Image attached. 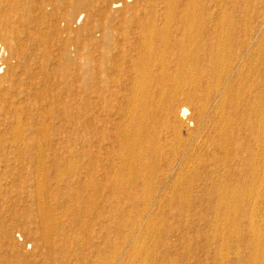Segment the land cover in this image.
Here are the masks:
<instances>
[{"label":"rangeland","instance_id":"1","mask_svg":"<svg viewBox=\"0 0 264 264\" xmlns=\"http://www.w3.org/2000/svg\"><path fill=\"white\" fill-rule=\"evenodd\" d=\"M122 1L0 0V264H120L122 261L126 262L129 256L132 258L131 253L133 254L135 249L138 248L137 253L141 254L144 250L146 252V249L148 251L149 246V255L148 252L145 254L150 259L142 253L144 255L141 259L137 255L138 260L142 261L143 257H146V263L149 261L150 264H237L236 256H240V260L243 259L241 262L250 258L249 252L252 253L250 249L252 241L250 240L252 238H250L248 218L251 217V214L253 217L257 213V220L259 218L258 223H260L261 218L264 217L263 210L259 211V214L248 203L251 196L249 197L247 193L250 192L249 187L252 185L250 183L252 179L250 178V166H247V163H252L257 155L254 146L255 140L251 135L243 136L249 149V156L246 159H241L244 153L240 152L237 156L240 159H234L228 167L223 165L224 153L222 151H204L199 167L195 164L197 171L192 172V177L188 178L186 183L185 180L182 182V187L186 188L187 193H185L186 191L182 192L180 187L176 189L177 191L169 190L167 193L162 189L173 184L177 172L176 165L171 170L165 168V165L161 166L162 175H169H166L167 179L162 178L163 181L155 179L154 189L149 187V191L154 190L155 195L152 190L150 191L152 194L145 193L148 187L141 181L138 182L136 190L128 195L117 194L114 196L104 191L96 193L93 190L94 187L92 188L89 183L86 188L78 186V180L81 182L88 180L86 172L87 169L89 170L88 162L92 149L88 142L86 123L89 103L87 91L90 52L94 51V47L98 49L107 45L106 36L108 34L116 40L124 39L123 36L129 33V28H131V32L136 28L133 21L142 22L149 18L166 19V17H160V11L156 12L153 17H142V15L133 17L135 11L144 10L147 7L144 2L136 5L133 0L128 2L130 7L127 9L128 17H124ZM182 1L185 2V0ZM202 2H205V7H208L214 0H200L199 6L203 5ZM248 7L244 6V8L236 10L229 4L227 6L230 8L227 9L228 17H225L226 19L214 17L218 21L212 19L213 17L210 19L209 14L202 17L172 18L175 21L180 18L196 20L194 30L197 31V34L195 31L194 43L200 47L201 56H206L207 45L214 38L211 33L203 31L204 27L198 29L200 22L209 28L208 21L226 20L223 23V28L230 33L232 38V51H234L230 50L233 55L231 56L229 53V56H231L234 71L238 73L241 70L243 73L241 76L244 75L245 80L249 83L251 81L248 79L252 77L251 85L246 82L247 85L244 86V81L240 80L237 82L236 88L237 91L243 89L245 91L250 88L247 86H251V95H246L243 91L241 93L243 98L250 102L249 122L251 128L256 129L257 116L262 115L261 117L264 118V111H262L264 102H261L264 97V61L262 62L264 60V24H261L260 20L261 16H264V0H255L253 3L251 2V7ZM149 9L155 10L153 7ZM100 17L104 18L101 20ZM128 21L132 24H129ZM225 26H228V29ZM204 30H207V27ZM170 34L176 39L181 36L174 24L170 27ZM200 34L201 36H199ZM248 40L249 45H247ZM49 42L50 44H48ZM257 47L260 48L258 52L256 51ZM235 51L236 53H234ZM259 52L261 57L257 55ZM250 53H253V56L257 53L258 62L253 59L257 65L252 60L248 62V58L251 57ZM168 62H170L171 68L175 66L172 57L168 58ZM244 65L246 66L243 68ZM250 66L253 69L252 72L249 69ZM201 67L206 69V62L202 61ZM256 71L257 73H255ZM252 73L254 74L251 75ZM246 74L248 75L246 76ZM49 109H51V113ZM257 110L259 111L257 112ZM48 114H51L49 116L51 119L47 117ZM190 116L191 114H188L185 117L187 119ZM186 119L183 118L188 124L189 131L193 132L194 139L191 141L193 143L201 135V130L193 131L194 125H191L190 120ZM182 131L183 139H189L188 130L187 132L186 129ZM105 145L108 146V144ZM252 151L254 153L250 156ZM172 156H175V153L167 152L166 148L162 157L171 159ZM214 158L215 161H213ZM194 174H197L198 181ZM191 179L193 182H189ZM96 181L105 183L99 175H97ZM223 187L236 188L240 192L244 190V198L248 196L244 202L247 201L248 204L242 202L244 209L240 203L244 211L241 213L243 217L240 216V213L238 215L233 213L236 219L233 215H228L224 209L219 213L220 208L218 209V207L221 205L218 200ZM256 194L254 192L252 198L256 199L253 197ZM229 196L230 194H228ZM153 197L157 198L154 200ZM228 200L232 205H235L236 202L232 201L233 198L231 200L229 197ZM159 202L163 204L160 205ZM166 202L167 204L170 202L168 205L170 207L164 205ZM251 203L253 202L251 201ZM41 205H44L51 213L53 212V225L51 224L53 236L51 234L49 242L43 236L42 218L39 217L37 209ZM163 206L167 207L166 211L162 210ZM54 214H56V219ZM225 214L229 216V219L231 218L230 221L234 226L238 223L236 227L240 231L234 227L232 232L229 229L225 232L227 229L223 224L227 217ZM136 216L139 220L136 219ZM216 216L219 217V222L222 219L223 221L218 224ZM254 217L256 218V216ZM220 218L222 219L220 220ZM147 219L158 220L159 224L164 221L163 224L161 223L163 226L155 225L157 221L151 222ZM131 221H134L133 224L136 223L138 227L143 226L142 229L148 228L146 231L149 230L150 235L147 233V236H143L145 230L141 231L139 227L140 234L137 231L139 228L130 223ZM147 222L151 227H154V230ZM138 223L140 224L138 225ZM151 223H154V226ZM132 225L133 229H131ZM155 226L160 227L155 228ZM55 227L57 228L55 229ZM135 228L138 229L135 230ZM155 229L160 230L159 233ZM214 229L218 230L219 236L215 234ZM131 230H134V233L137 232L136 236L139 232L138 236H134L135 234L133 233V235ZM150 230L155 234V237L150 233ZM233 230L236 231V234ZM156 233L159 234V239H157L158 234L156 235ZM214 234L216 238H214ZM236 235L240 240L236 238ZM135 237L141 242L144 239V243L149 240L148 244L142 242L146 246H142L144 249L141 253L138 251L142 249V247L140 248L141 243ZM150 238L151 240L154 238L152 243ZM242 239L244 240L242 241ZM128 241L129 244L126 243ZM130 241H133V244H130ZM156 242L157 244H155ZM51 243L52 245H50ZM222 243L224 244L222 245ZM225 243L228 244L225 245ZM136 244L139 247L135 248ZM152 244L155 247L157 245L158 249L157 247L153 248ZM220 244L222 247L224 245L226 247L222 248ZM131 246L135 249L133 250ZM227 246L231 247L228 251L226 250ZM219 250L223 252H221V256H218L220 255ZM236 250H239L240 254L236 255ZM214 253L217 256H214ZM113 256L118 259L115 261L114 258H110ZM107 260H110L109 263Z\"/></svg>","mask_w":264,"mask_h":264},{"label":"bare ground","instance_id":"2","mask_svg":"<svg viewBox=\"0 0 264 264\" xmlns=\"http://www.w3.org/2000/svg\"><path fill=\"white\" fill-rule=\"evenodd\" d=\"M129 1L131 0L122 1V6L124 9V17H128L127 9L130 8L128 5ZM254 1L255 0H214L212 4H210L208 7H205L204 3L206 1L204 3L202 2L203 5L201 4V6H199L200 0H185V2H183L182 0H133V2L136 5H139L140 2H144V4L147 5L146 9L144 10L135 11L133 17H141V15L142 17H153L156 12L160 11L159 13L160 17H166V19L156 20L154 18H149L142 22L133 21L134 27L136 28L132 29L133 32H131V28H129L128 30L129 33L123 36L124 39L116 40L111 35L108 34L106 36L107 45L105 44L98 49L97 47H94V51L90 52L88 56L89 81H88V91H87L89 95V103H88V113L86 116V123H87L88 142H89V145H91L92 149L89 155L90 156V161L88 162L89 170L87 169V172H86V178L88 179L87 180L88 182L87 181L81 182L80 180H78L77 181V183L79 184L78 186H80L81 188H86L88 186L87 183H89V185L92 188L94 187L93 190L96 193L104 191L105 193L112 194L114 196L117 194L118 195H126V194L128 195V194L133 193L136 190L138 186V182L141 181L144 185H147L148 187V190H146L145 193L149 192L150 194H152L150 191L154 189L153 187L154 180L161 179L163 181L162 178L167 179L166 175H169V174L162 175L161 166L165 165V168L167 167L168 170H171L174 167V165H176L177 172L175 171L176 175L174 177L175 179H174L173 184L171 183V185H167L164 182V184L167 186H165L162 189H164L165 193H167V191L169 190L174 191L176 189H179L180 187V190L182 192H185L186 188L182 187V182L185 180V183H186V180L192 177L191 176L192 172L194 173V171H197V168L195 166L198 165L197 167H199V165L201 164L202 154L204 151H215V150L222 151L224 153V159H223L224 164L223 165L224 167H228L234 159H240V158H237L240 152H242V154L244 153V156L241 159H246L249 156V149L247 147L245 138L243 136L248 137L249 135H251L255 140L254 146L256 148L255 150L257 151V155H255L256 157H254L252 163H247V166H250L249 167L250 175H251L250 178L252 179V182H254V183L250 182L252 184L251 187L248 186L250 188L249 189L250 192L248 191V188H247V191L250 193V195L249 193L247 194L249 197L251 196L250 199H248V203L250 204L251 208H254V210H256V212H258L259 214H260L259 211L261 210L264 211V193H263L264 192V120H262L264 118L261 117L262 115H260V117L257 116L258 120H257L256 125L258 129L257 128L255 129L254 127L251 128L250 122H249V111H251V105H250V102L246 100V98H243L242 96L243 92L246 95L252 94L250 90L251 86H247L250 88L246 89L245 91L243 89L242 90L243 92L237 91V88H236L237 82L240 80H243L244 81L243 84L245 86L247 80H245L244 75L241 76V74H243L241 73V70L238 73H235L236 71H234V66L231 64V56L233 55V53L231 55V52H230V50L232 51V45H233L232 38H231L230 33L224 30L223 28V23L226 22L225 17H228L227 9H230V8H227V6L229 4L232 5L236 10H239V9L244 8V6L248 7L250 5L251 7V2L253 3ZM152 7L155 10L149 9ZM205 14H209L210 19L211 17H213L212 19H214L215 21L216 20L218 21V19L214 17H224L225 21L222 19L221 21L219 20L220 22L208 21L207 24H209L210 26L208 28V26L206 25L204 26L203 25L204 23L200 22L199 20L200 27L198 26V29L204 27L202 28L203 31H207V33H211V35L214 38L213 41L208 43L207 45L208 49L206 50L207 52L206 56H201L200 49H199L200 47H198V45L194 43V36L197 34V31L194 30L196 20L193 18H188V19L180 18L178 21H175L172 17H202ZM261 17H262L260 19L261 24H264V16H261ZM103 18H101V20ZM128 23L132 24L129 21ZM173 24L175 25L177 32L181 34V36L178 39H176L175 37L172 36V34H170V27ZM226 25H229V23L228 24L226 23ZM205 27H207V30H204ZM226 28L228 29V26ZM195 31H196V34H195ZM199 36H201V34ZM197 41H200V40H197ZM48 44H50V42ZM205 44L207 43L205 42ZM247 45H249V40H248ZM260 48H261V45H260ZM260 48L257 47L256 51L258 52ZM229 53L231 56H229ZM234 53H236V51ZM252 54H251V57L248 58V62L249 60H252L253 62H255L257 60L256 59L257 55L258 57H261L260 52L259 54L256 53L257 55L254 54V56ZM169 57H172L175 61V66L173 68L170 67V62H168ZM202 61L206 62L207 64L206 69H203L201 67ZM259 61L261 62V58ZM263 61L264 60H262V62ZM257 62H255L254 64H256ZM245 66L246 65H244L243 68ZM258 66H259V63H258ZM249 69H251V72L253 71L251 66ZM242 72H243V69H242ZM255 73H257V71ZM248 74H246V76ZM253 74L254 73H252L251 75ZM251 79L249 78L248 80L252 82ZM248 83L249 82H247V84ZM250 83L249 85H251ZM229 84H231V86H229ZM244 86L242 85L243 88H245ZM261 102H264V97ZM48 104L50 105V103ZM49 105L46 104V106H49ZM49 110L51 113V109ZM258 111L259 110H257V112ZM188 114H191V116L187 119L190 120L189 123L191 125H194L193 131L196 130L198 132V130H201L200 132L201 135L193 143L191 142L192 139H194L192 137L193 132L189 131L190 129L187 126L188 124L183 120V118L186 119L185 116ZM50 115L51 114H48L47 117H49ZM44 117L45 115L43 116V118ZM49 119H51V117H49ZM40 128L43 130L42 127ZM183 129H186V132L188 130L187 135L189 139L187 140L183 139L184 136L182 137ZM105 144H108V146ZM166 148H167V152L175 153V156H172L171 158L172 160L170 158L162 157L164 156V152L166 151ZM253 153L254 151H252L250 156H252ZM215 160L216 159L214 158L213 161ZM215 169L216 168L214 167V170ZM40 175L42 176V174ZM97 175L101 176L102 179H104L105 183H101V181L100 182L96 181ZM195 178L197 180V176ZM234 178L238 179L237 177H234ZM192 179L189 182L191 181L193 182ZM227 180L225 181L226 183H227ZM233 181H230V182H233ZM239 181L241 182V180ZM149 187L150 188L153 187V188L149 191ZM40 190L39 192H41ZM152 191L154 193V190ZM243 192H240L236 188H229V187L224 188L223 187L220 192V195H221V197L219 196L220 199L217 197V199H219L218 203H220L221 205L220 207L217 206L218 209L220 208L219 213L222 209H224L225 212L228 213V215H233V217H234V214L238 215V213H240V216H242L243 214L241 213L242 212L244 213L242 209V206L244 208V205L242 202H244V199L248 197L246 196L244 198L245 192L244 194ZM254 192L257 193L256 195H253V197H256V199L252 198V194H254ZM185 193H187V191ZM228 194H230L229 197H231V200L233 198L232 201L236 202L235 205L234 204L232 205L231 202L228 200L229 198ZM146 195L148 196V194ZM154 198H157V197H153V199ZM151 200H150V203H152ZM251 201L253 203H251ZM169 203L170 202H168L167 204L166 202V204L164 205H167V207H170L168 206ZM240 203H242V206ZM246 203L247 201L244 202V204ZM161 204L163 203L161 202L160 205ZM252 204H253V207H252ZM167 207L165 206L164 209L162 210H165V208ZM37 209L39 211L38 212L40 215L39 217L42 218L40 219L42 220L41 227L43 228L42 231L44 232L43 236L48 241V239L50 240L49 237H51V234H52V225H53L52 219H54L52 218L53 212L51 213L50 210H48L44 205L39 206V208ZM250 212L251 210L249 211V213ZM249 213L247 214L249 215ZM252 213L254 212L252 211ZM55 215L56 214H54V216ZM119 215L121 214L119 213ZM185 216L187 218V215ZM254 216H256V218ZM148 217H149V214H148ZM216 217L215 219L218 221V224L223 221L222 218H224V216L220 218V220L222 219L220 222L218 220L219 217L218 218ZM228 217L229 216H227L223 222L224 226L227 228L225 232L228 229L231 231L232 228L234 227L235 229H237L236 226L238 223H236V226H234L230 221L231 218L229 219ZM234 218H236V216ZM55 219H56V216H55ZM136 219H138V217ZM147 220H151V219H147ZM258 220H257V213L256 215L254 214L253 217L251 214V217L248 218L249 231L251 232L250 238H252V240H250L252 241L250 245L251 246L250 249L252 250V253L249 252L250 258L248 257L249 259L244 260L243 262H241L243 259L240 260V256H236L238 260L237 264H264V217L261 218L260 223H258ZM154 221L155 222L157 221L155 225L158 224L160 226L164 222V221L160 222L159 224L158 220H153V221L151 220V222H154ZM54 222L56 223V221ZM133 222L134 221H131L130 223L133 224ZM232 222L234 223V221ZM141 223H142V220H141ZM139 224L140 223H138V225ZM147 224L150 225V223L148 222ZM151 224L153 225L154 223H151ZM214 224H216L215 221H214ZM218 224H217V227H219ZM133 225L137 226L136 223ZM133 225L131 229L134 228ZM57 226L59 227V225ZM157 226H155V228ZM142 227H140L141 231L145 230L144 232L145 235L143 236H147V233L149 234V230L146 231L148 228L145 227L146 229H142ZM56 228L57 227H55V229ZM140 228L139 230L135 228V230L140 232ZM151 228L154 230V227H151ZM238 229L237 231H240ZM151 230H150V233H151ZM131 231L133 234L134 230H131ZM155 231H157V229H155ZM159 231L157 232L159 233ZM217 231L215 230L216 233L215 232L213 233L218 235ZM56 232L58 231L56 230ZM136 233H134L135 235L134 234L133 235L136 236ZM158 233H156V235ZM153 235L155 237V234ZM216 235L214 238H216ZM221 235L224 236L223 234ZM222 236L221 238H223ZM236 238L239 239V236H237ZM152 239L154 240V238ZM157 239H159V234H158ZM244 239H242V241ZM153 240H151V243ZM220 240H223V239H220ZM139 241L141 243L140 248L144 244H148L149 242V240H147L148 242L146 241V243H144L145 241L143 239L142 242L144 244H142L141 240ZM157 242L155 244H157ZM126 243L129 244V241ZM131 243L133 244V241L132 242L130 241V244ZM223 244L224 243H222V245ZM227 244L225 243V245ZM50 245H52V243ZM225 245L223 246L224 248L226 247ZM236 245L238 247V244ZM137 247L139 246H137L136 244L135 248ZM143 247L141 250L140 249L138 250L140 251V253L144 249ZM154 247L155 246L153 245V248ZM135 248L132 247L133 250ZM149 248H148V251H149ZM229 248L231 247H228L226 250L228 251ZM137 249H135L134 251L132 250L134 254L133 255L131 253L132 258H129L130 256L128 258L126 257L127 258L126 262H123L121 259L122 263L123 264H147L149 263L148 260H147L148 261L147 263L145 261V258L149 255V252L147 251V249H146V252L145 250L142 251V253L144 254L148 252V255L146 256L145 254L146 257L145 258L143 257L144 261L143 259L142 261L137 259L138 258L137 255H139L140 259L144 255L142 253H141L142 255L138 254ZM238 251L236 250L237 253L234 251L236 255H238V253L240 254V252ZM117 252L119 253V251ZM117 252L116 254H118ZM221 252L222 251L219 252L220 255L218 256H221ZM214 256H217V255L215 254ZM223 256L224 254L222 255V257ZM226 256L227 255H225V257ZM110 258H114V256ZM109 261L107 260L108 263Z\"/></svg>","mask_w":264,"mask_h":264},{"label":"built area","instance_id":"3","mask_svg":"<svg viewBox=\"0 0 264 264\" xmlns=\"http://www.w3.org/2000/svg\"><path fill=\"white\" fill-rule=\"evenodd\" d=\"M1 68V67H0Z\"/></svg>","mask_w":264,"mask_h":264}]
</instances>
